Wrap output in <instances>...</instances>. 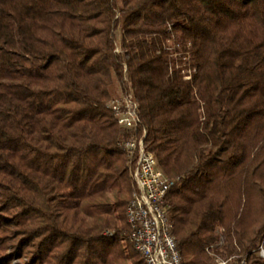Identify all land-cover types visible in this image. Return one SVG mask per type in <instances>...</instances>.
Segmentation results:
<instances>
[{
    "label": "trees",
    "instance_id": "trees-1",
    "mask_svg": "<svg viewBox=\"0 0 264 264\" xmlns=\"http://www.w3.org/2000/svg\"><path fill=\"white\" fill-rule=\"evenodd\" d=\"M168 42L191 45L190 80ZM124 70L176 179L181 264H213L218 226L220 255L264 264V0H0V264H144L122 243L131 185L106 108Z\"/></svg>",
    "mask_w": 264,
    "mask_h": 264
},
{
    "label": "built area",
    "instance_id": "built-area-1",
    "mask_svg": "<svg viewBox=\"0 0 264 264\" xmlns=\"http://www.w3.org/2000/svg\"><path fill=\"white\" fill-rule=\"evenodd\" d=\"M116 34L118 39V30ZM164 49L169 53V74L181 75L183 80H190L191 45L170 43ZM115 52H120L119 46H116ZM115 88L109 95L106 108L124 134L118 147L125 153L131 185L130 198L125 208L127 232L123 241L132 245L144 264H181L167 201V194L176 179L163 173L154 155L145 147L146 133L140 131L139 104L134 98L125 70L122 81H116ZM216 233L219 236L217 243L207 248L214 264H248L249 255L241 254L238 248L228 255H220L218 252L224 248V236L219 230ZM111 234L106 232V235ZM250 255L264 259V238Z\"/></svg>",
    "mask_w": 264,
    "mask_h": 264
},
{
    "label": "rangeland",
    "instance_id": "rangeland-1",
    "mask_svg": "<svg viewBox=\"0 0 264 264\" xmlns=\"http://www.w3.org/2000/svg\"><path fill=\"white\" fill-rule=\"evenodd\" d=\"M168 45H170V43L168 42L167 43ZM115 89H117V88H115V84L113 85V88H112V90H111V92L110 93H112V92H114L115 91ZM117 91V90H116ZM117 225L119 226L120 225V222H117ZM217 230H219L220 231V233L224 236V230H222V228L220 227V226H218L217 227ZM217 234V233H216ZM122 243H123V246L125 247L126 246V243H124V241H122ZM9 243H8V241L7 240H4V244L2 245V247L0 248V253H3V252H5V251H7V249H8V245ZM224 245H225V243H224ZM224 256V255H223ZM213 264H214V262H213Z\"/></svg>",
    "mask_w": 264,
    "mask_h": 264
}]
</instances>
